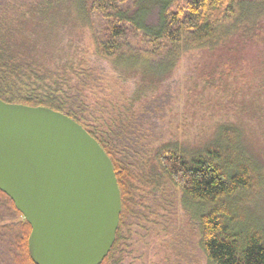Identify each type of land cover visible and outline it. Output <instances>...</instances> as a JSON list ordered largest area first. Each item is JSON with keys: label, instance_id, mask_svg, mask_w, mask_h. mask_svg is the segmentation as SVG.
Listing matches in <instances>:
<instances>
[{"label": "trees", "instance_id": "16d2710c", "mask_svg": "<svg viewBox=\"0 0 264 264\" xmlns=\"http://www.w3.org/2000/svg\"><path fill=\"white\" fill-rule=\"evenodd\" d=\"M262 17L264 0H0V99L65 114L113 163L122 212L114 246L102 264H125L137 229H147L158 210L175 207L167 198V184L182 194L183 210L197 228L193 234L189 222V231L198 235L209 264H264V226L248 211L264 179L235 130L221 128L198 152L164 146L151 167L141 144L140 119L133 115L110 132L98 133L84 124L88 108L83 99L105 63L129 73L141 59L149 64L182 48L215 46L226 22L245 23V36L255 35ZM70 22L90 35L95 46L90 60L60 59V39ZM31 233L29 222L0 191V264H36L29 250Z\"/></svg>", "mask_w": 264, "mask_h": 264}, {"label": "rangeland", "instance_id": "374dc122", "mask_svg": "<svg viewBox=\"0 0 264 264\" xmlns=\"http://www.w3.org/2000/svg\"><path fill=\"white\" fill-rule=\"evenodd\" d=\"M155 18L156 13L150 21ZM258 22L260 32L249 36L243 31L245 23L226 22L215 46L182 48L173 57L164 54L149 64L141 59L129 73L103 64L98 82L84 92L88 108L84 124L107 133L134 115L141 122V144L151 167L164 146L174 145L186 153L202 151L221 128H232L264 179V17ZM60 45L63 60L79 62L95 56L88 32L71 22ZM166 188L175 207L158 210L147 229H137L125 264H209L198 235L193 236L197 228L183 210L182 194L171 184ZM248 211L264 226V184Z\"/></svg>", "mask_w": 264, "mask_h": 264}, {"label": "water", "instance_id": "95a60500", "mask_svg": "<svg viewBox=\"0 0 264 264\" xmlns=\"http://www.w3.org/2000/svg\"><path fill=\"white\" fill-rule=\"evenodd\" d=\"M0 191L32 227L36 264H102L120 224L121 191L101 145L72 118L0 99Z\"/></svg>", "mask_w": 264, "mask_h": 264}]
</instances>
